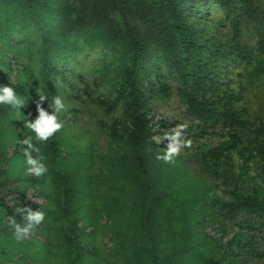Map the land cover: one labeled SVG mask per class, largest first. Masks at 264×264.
Listing matches in <instances>:
<instances>
[{"label":"rangeland","instance_id":"374dc122","mask_svg":"<svg viewBox=\"0 0 264 264\" xmlns=\"http://www.w3.org/2000/svg\"><path fill=\"white\" fill-rule=\"evenodd\" d=\"M250 1L264 13V0ZM199 10L196 20L207 35L218 44H232V30L219 7L209 2ZM12 35L16 36L14 32ZM69 41L75 43L69 49L71 55L60 57L64 66H73L83 75L87 84L84 90L70 74L67 82L58 80L47 87L31 85L22 68L28 65L30 78L36 79L38 58L21 41L9 39L13 51L4 53L10 64V83L19 79L28 84L30 92L18 106L20 115L2 104L10 113L6 121L0 120V168L6 172L0 174V264H152V248L164 260L154 264H169L171 260V264H206L209 257L220 264H259L253 258L235 257L229 241L243 234L263 248L264 221L244 212L230 216L220 204L229 200L231 191L247 190L255 181V172H241L234 151L226 152L229 158L221 157L217 162L211 161L209 152L232 133L243 140L264 139V75L254 79L237 76L240 106L244 108L241 127L202 123L190 116L176 95V83H171L166 98L156 95L147 103L148 116L157 132L153 141L135 147L108 134L107 126L122 117L121 109L106 113L95 103L98 96L106 95L117 72L111 52L85 37L70 36ZM236 42L254 47L255 37L244 30ZM159 72L168 76L163 65ZM41 91L47 100H39ZM54 95L65 104L58 113L62 126L58 129L60 158L55 167L70 172L72 177L69 206L73 208L67 217L55 209L65 201L47 171L36 185L20 181L32 174L23 151L28 146L21 141L34 133L24 126V120H34L37 104H48ZM176 130L180 131L176 137L181 141L180 150L171 160L159 159L169 143L166 137ZM32 143L39 152L29 149V154L33 158L42 156L45 163L42 143ZM16 151L18 156H14ZM137 161L145 170L147 189L141 184ZM19 190L24 193V204L44 208L47 214L41 224L34 223L36 226L31 225L17 238L14 223H18L10 208L19 202ZM71 218L76 222L77 249L66 241Z\"/></svg>","mask_w":264,"mask_h":264},{"label":"trees","instance_id":"16d2710c","mask_svg":"<svg viewBox=\"0 0 264 264\" xmlns=\"http://www.w3.org/2000/svg\"><path fill=\"white\" fill-rule=\"evenodd\" d=\"M209 2L219 7L228 22L232 44L216 43L198 24L196 15ZM244 30L255 37L254 47L236 42ZM70 36L88 38L111 52L117 72L106 95L98 96L95 103L106 113L121 109L122 117L107 126L108 134L135 147L153 141L157 132L148 116L147 103L156 95L159 99L166 98L172 90L171 83H176V95L190 116L202 123L241 127L244 108L240 106L241 84L237 76L254 79L264 75V13L250 0H0V84H10L24 99L30 92L28 84L19 79L10 83V64L4 53L13 51L8 43L12 38L14 43L21 41L36 53L37 78H30L28 65L21 72L31 85L47 87L58 80L67 82L66 76L70 74L83 90L87 88L83 75L75 72L73 66H64L60 57L67 58L71 55L69 49L75 47L69 41ZM12 59L17 62L16 56ZM160 65L165 67L167 77L160 74ZM40 106L49 113L52 111L47 103ZM7 109L0 104L2 122L8 119ZM57 119L60 121L58 113ZM41 143L46 173L61 188L65 201L64 206L55 209L63 217L70 216L71 173L55 167L60 158L58 130ZM231 151L239 157L241 172H255V181L245 191H231L229 200H221L220 204L230 216L244 212L264 221V139L243 140L232 133L228 140L212 148L209 156L217 162L221 157L228 159L227 153ZM13 153L19 155L17 151ZM137 162L141 168L142 162ZM140 173L141 184L147 189L144 168ZM0 174H6L5 170L0 168ZM27 177L20 181L32 186L45 178L43 173ZM23 194L18 191L19 202L10 208L12 218L21 226L28 222L17 208L38 210L23 203ZM39 210L44 213L38 222L41 224L47 213L44 208ZM69 230L66 241L77 249V228L72 218ZM229 242L235 257L253 258L264 264V247H256L250 236L242 234ZM149 252L152 264L164 261L153 248ZM206 264L220 263L209 257Z\"/></svg>","mask_w":264,"mask_h":264},{"label":"clouds","instance_id":"9594fccd","mask_svg":"<svg viewBox=\"0 0 264 264\" xmlns=\"http://www.w3.org/2000/svg\"><path fill=\"white\" fill-rule=\"evenodd\" d=\"M39 96L40 101L47 100V95L41 91ZM24 97L21 96L10 84H0V104L8 105L12 109L16 110V115H20V107L24 103ZM48 107L52 109L49 113L45 108L37 104L38 115L34 120H24V126L30 130L34 135H26L21 141L27 145L28 148L24 149L25 163L28 166V171L34 175H40L46 171L45 164L43 163V157L37 156L33 158L29 154V149L39 152V149L32 143V141L42 142L47 140L54 132L61 128L62 124L57 119V113L64 109L65 104L62 98L58 95H54L52 100L48 103ZM180 136V131L176 130L173 134L168 135L166 138L169 140L165 153L159 156V159L168 161L171 160L173 155L180 150L181 141L176 137ZM184 143H190L185 141ZM17 212H22L28 222L26 226L22 227L19 224H15L14 227L17 233V238L27 231L33 223H38L43 219L44 213L40 210H33L30 207H20L16 209Z\"/></svg>","mask_w":264,"mask_h":264}]
</instances>
